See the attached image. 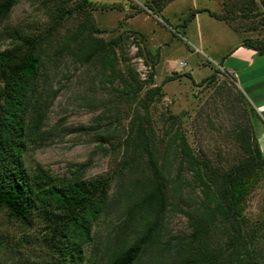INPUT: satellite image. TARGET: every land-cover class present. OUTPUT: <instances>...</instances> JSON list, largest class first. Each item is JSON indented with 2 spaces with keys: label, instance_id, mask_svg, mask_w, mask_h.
Listing matches in <instances>:
<instances>
[{
  "label": "trees",
  "instance_id": "obj_1",
  "mask_svg": "<svg viewBox=\"0 0 264 264\" xmlns=\"http://www.w3.org/2000/svg\"><path fill=\"white\" fill-rule=\"evenodd\" d=\"M168 1L144 0L143 5L158 14ZM15 2L0 0V21ZM221 4L220 14L206 10L229 23L236 15L246 18L252 21L248 29L256 27L255 16L264 14V0H221ZM77 6L109 8L119 3L78 0ZM198 10L203 8H192L187 18ZM69 12L70 8H61L58 17ZM232 27L236 29L238 24ZM82 28L86 35L69 36L57 47L54 58L69 52L74 61L96 59L105 80L116 81L117 95L133 103L135 111L118 135L117 175L84 176L76 169L58 176L39 164L31 168L26 165L27 149L38 146L49 135L44 125L58 87L42 75L40 37L9 27L7 33L14 40L0 49V208L26 225L34 220L45 224L52 241L51 264H132L146 243L171 252L173 262L167 260L165 264H264V209L254 223L245 214L247 196L264 175V151L256 137L247 126L238 127L233 133L236 156L221 164L194 151L178 129L160 151L149 117V104L158 96L160 86L144 88V82L152 78V68L142 80L126 63L123 33L105 40L94 34L101 29L86 24L80 31ZM114 44L122 49L118 55ZM241 44L264 52V37L244 38ZM118 60L126 63L124 69L118 68ZM213 77L212 71L206 78ZM238 92L247 104V96L242 90ZM76 128L93 130L90 124ZM184 171L186 177L182 176ZM112 178L118 181L122 222L129 221L131 235L110 248L103 259L95 260L85 255V246L94 223L110 204ZM189 184L197 188L196 195L182 190ZM185 201L189 230L169 244L163 239V219Z\"/></svg>",
  "mask_w": 264,
  "mask_h": 264
},
{
  "label": "rangeland",
  "instance_id": "obj_2",
  "mask_svg": "<svg viewBox=\"0 0 264 264\" xmlns=\"http://www.w3.org/2000/svg\"><path fill=\"white\" fill-rule=\"evenodd\" d=\"M77 1L16 0L0 21V49L11 45L14 40L7 33L9 27L40 37L42 75L58 87L44 125L49 131L48 137L38 146H30L24 154L29 168L39 164L58 176H67L76 169L84 176L117 175L118 135L122 134L129 115L135 111L133 103L117 95L114 90L116 81L109 83L105 80L96 59L74 61L69 52L54 58L57 47L69 36L77 33L86 35L84 28L80 31L82 24L101 29L94 34L105 40L123 33V50L117 44L113 45L114 50L117 55L120 50L124 52L126 63L140 79L145 80L152 68V78L144 82V88L160 86L158 96L149 104L150 123L160 151L173 130L178 129L194 151L203 152L216 163H226L236 156L238 148L233 133L242 126L249 128L264 151V105L262 110H258L251 102V91L264 88V53L253 57L245 71L242 67L237 69L240 74L248 69L258 72L242 81L241 88L233 75L218 64L220 55L228 50L235 38L241 42L244 38L264 37V14L254 17L256 27L251 29L246 27L252 21L241 16L236 15L230 23L217 18L236 32L237 35H233L222 23L200 13L201 35H195V24L187 18L192 9L186 7L187 2H176L172 6L174 10L185 7L181 23L171 25L173 20L167 19V6L158 14L141 11L126 22V9H89L88 6H77ZM217 1L220 8L213 12L220 14L222 4L221 0ZM132 5L135 4L132 2ZM61 8H70V12L59 18ZM131 10L137 11L139 7H130L126 11ZM56 19L59 21L55 25ZM182 20L189 22L184 32ZM231 23L238 24V27L233 28ZM137 47L141 48L140 52ZM126 63L118 60L117 66L124 69ZM212 71L214 77L206 78ZM241 90L247 94V104L241 100L238 92ZM80 124H90L93 130L76 128ZM171 162L175 165L174 160ZM182 176H187L185 171ZM182 190L187 194L198 193L191 184L184 185ZM119 197L118 181L112 178L111 201L92 227L91 239L85 246L87 257L103 259L110 248L131 235L129 221L122 222L124 211ZM186 208L185 201L165 214L163 239L169 244L189 230L184 212ZM263 209L264 175L247 196L245 214L249 222H256ZM51 243L48 228L42 221L34 220L31 225H26L0 208L1 264H51ZM170 256L171 252L169 254L166 247L146 243L132 264H165L167 260L172 263Z\"/></svg>",
  "mask_w": 264,
  "mask_h": 264
},
{
  "label": "crops",
  "instance_id": "obj_3",
  "mask_svg": "<svg viewBox=\"0 0 264 264\" xmlns=\"http://www.w3.org/2000/svg\"><path fill=\"white\" fill-rule=\"evenodd\" d=\"M91 1H95V2L99 1V2H104V3H119V6L112 7L116 9H126L127 10L130 7H133V9L136 7H142L139 10L134 11V12L133 10L131 11L125 10L124 15L126 14L125 16L126 22L141 11L145 10L147 12H151L149 9H147L143 5L144 0H131V1L130 0H102V1L101 0H91ZM132 2L135 5H132ZM176 2H187L188 6L186 7L203 8V10L195 11L190 20V21H193L195 24V27H196L195 35H201L200 25H199L200 13H204L206 14L208 18H212L215 21L222 23L227 28V30H229V32H231L233 35H237L236 32H234L229 27H227V25L223 21L209 14L208 10L218 11V9L220 8V4L217 0H169L167 4L163 7L162 11L164 12V8H166L167 6V19H169L170 17L173 20V24L171 25H177L181 23L180 17L184 13L183 11H184L185 6H181L178 10L176 9L174 10L172 8V6ZM188 23H189L188 20H182L181 25L183 26V32H184V27L188 25ZM170 27H173V26H170ZM133 29H137L141 34L143 33L138 28L133 27ZM260 54L262 53H258L255 51V49L241 44V42L235 38L231 46L228 48V50L224 54L220 55V63L218 64L221 68L225 69L227 72L233 75V78L236 81L238 87L241 88L240 84L242 83V81H245L246 79H248L249 76H253L257 74L258 72L256 69H248V71L240 74L237 72V69L242 67L244 68V71H245L246 68H249L251 59ZM251 95L253 97L252 98L253 100H251V102L256 105L258 110H262L261 106L264 105V88L253 90V92L251 91Z\"/></svg>",
  "mask_w": 264,
  "mask_h": 264
}]
</instances>
